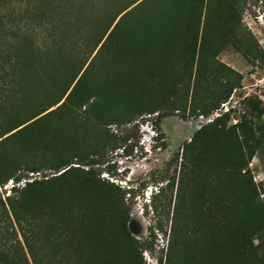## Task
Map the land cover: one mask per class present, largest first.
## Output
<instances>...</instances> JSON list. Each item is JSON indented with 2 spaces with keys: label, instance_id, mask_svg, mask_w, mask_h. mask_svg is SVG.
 <instances>
[{
  "label": "trees",
  "instance_id": "1",
  "mask_svg": "<svg viewBox=\"0 0 264 264\" xmlns=\"http://www.w3.org/2000/svg\"><path fill=\"white\" fill-rule=\"evenodd\" d=\"M114 1L0 0V185L13 184L0 194V264H145L157 232V264H264V184L248 167L264 150L257 96L175 153L178 182L152 195L143 239L99 168L133 136L113 124L221 109L242 79L217 57L239 49L241 0ZM42 170L58 174L30 179Z\"/></svg>",
  "mask_w": 264,
  "mask_h": 264
},
{
  "label": "rangeland",
  "instance_id": "2",
  "mask_svg": "<svg viewBox=\"0 0 264 264\" xmlns=\"http://www.w3.org/2000/svg\"><path fill=\"white\" fill-rule=\"evenodd\" d=\"M98 1L102 7L115 8L120 4L114 0ZM239 6V49L229 44L217 56L242 75L240 86L232 91L219 110L222 112L233 108L232 116H238L243 106L242 99L246 96L255 95L264 104V0H241ZM181 116L180 111H175L157 120L156 113L145 114L131 123L111 126L114 132L133 134L124 143L126 148L132 145V149L129 154L123 151L124 146L108 151L99 165L103 170L100 176L120 187L124 204L130 211L129 230L139 239L148 235L152 195L173 177L178 182L181 159L179 157L176 161L174 155L176 152L181 155L183 145L189 141L196 124L202 123L199 116L189 112V107L185 117ZM231 122H236V119ZM248 167L255 183L258 186L264 184V150L256 153ZM56 174L58 172L54 170H42L29 173V176L30 179H52ZM12 185V180L0 185V194H8ZM167 241L168 237L161 232L156 233L155 251L142 253L145 264H157V258L162 254L161 249L165 250Z\"/></svg>",
  "mask_w": 264,
  "mask_h": 264
},
{
  "label": "built area",
  "instance_id": "3",
  "mask_svg": "<svg viewBox=\"0 0 264 264\" xmlns=\"http://www.w3.org/2000/svg\"><path fill=\"white\" fill-rule=\"evenodd\" d=\"M219 110H216L215 112H213L212 114H210L207 117H204L203 115H199V121L202 120V123L201 124H196L194 131L199 129L202 126V124L210 122V121L213 120L214 117L218 116L220 114ZM224 111H226V110H224ZM190 138L191 137H189V140H190Z\"/></svg>",
  "mask_w": 264,
  "mask_h": 264
}]
</instances>
